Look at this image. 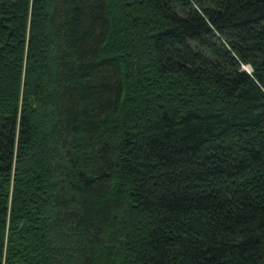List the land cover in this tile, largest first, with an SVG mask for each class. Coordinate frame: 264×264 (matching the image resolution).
<instances>
[{"label":"trees","instance_id":"16d2710c","mask_svg":"<svg viewBox=\"0 0 264 264\" xmlns=\"http://www.w3.org/2000/svg\"><path fill=\"white\" fill-rule=\"evenodd\" d=\"M0 264H264V0H0Z\"/></svg>","mask_w":264,"mask_h":264},{"label":"rangeland","instance_id":"374dc122","mask_svg":"<svg viewBox=\"0 0 264 264\" xmlns=\"http://www.w3.org/2000/svg\"><path fill=\"white\" fill-rule=\"evenodd\" d=\"M242 68L245 69L247 72L251 71V67L249 65H243Z\"/></svg>","mask_w":264,"mask_h":264}]
</instances>
